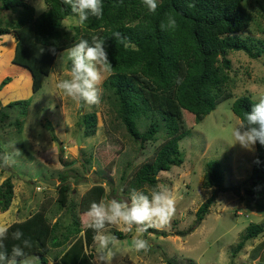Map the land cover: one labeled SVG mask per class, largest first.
Instances as JSON below:
<instances>
[{
    "label": "trees",
    "instance_id": "1",
    "mask_svg": "<svg viewBox=\"0 0 264 264\" xmlns=\"http://www.w3.org/2000/svg\"><path fill=\"white\" fill-rule=\"evenodd\" d=\"M246 1L158 0L157 11L150 13L141 0H102V18L90 16L82 25L83 34H78L69 43L59 44L63 38L60 28L65 19L73 16L62 0H46L48 10L39 16L27 0H0V38L10 35L16 42L12 64L31 73L33 94L43 87V77L52 73L61 51L81 39H87L90 43L93 38L105 41L112 70L103 87L110 93L108 100L116 120L143 149L161 141L154 147L150 159L141 162L128 181L122 177L126 182L121 188L122 192L129 193L132 189L147 192L159 183L160 172H170L173 167L184 164L180 143L195 126L234 96L228 89L232 66L230 53L245 52L252 59H259L264 54V29L262 39L252 41L241 38L243 33L251 31L254 23ZM169 15L175 18L176 26L162 30L161 24L166 22ZM116 32L121 34L120 40L114 38ZM125 42L128 47H125ZM52 48H55V54ZM67 70L70 72V62ZM178 79L182 83H177ZM11 81V77L6 78L0 85V130L6 127L4 124L8 114L4 110L9 108L17 110L19 115L8 126H15L18 132H22L32 100L14 101L3 106V90ZM256 102L245 96L233 103L232 111L242 124H246V113ZM97 122L95 112L83 116L82 125L87 129V135L95 132ZM141 122H146L147 126ZM142 127H146L144 131ZM256 149L252 185L261 188L264 183V146L257 144ZM98 156L103 165L111 170L115 157L108 159L106 152H98ZM208 168L206 187L226 192L228 189L223 186L222 164L212 161ZM68 179L69 176L61 175L59 207L50 213L53 217L44 207L8 227V239L4 244L9 252L14 244L19 243L11 238V234L17 230L31 241V248L25 249L26 256L38 254L41 264H49L48 256L53 249L65 247L63 257L58 256V261L56 256L54 260V264H64L65 258L74 252L83 237L87 247L93 245L94 232L88 226H83L81 215L93 201L104 199L107 189L103 183H96L76 204L69 201L72 190ZM106 184L114 185L112 180ZM246 194L254 193L249 191ZM215 197L209 198L197 211L198 226L210 213ZM13 198L14 184L9 177L0 186L1 213L9 209ZM68 208L69 223H64L62 216L53 222L61 211ZM263 233V224L249 226L241 242L233 249V257L249 241ZM159 234L169 236L165 232ZM114 236L118 239L125 237L122 232H115ZM73 241L76 242L71 243ZM89 255L92 260L93 255ZM165 263L174 264L168 259Z\"/></svg>",
    "mask_w": 264,
    "mask_h": 264
},
{
    "label": "rangeland",
    "instance_id": "2",
    "mask_svg": "<svg viewBox=\"0 0 264 264\" xmlns=\"http://www.w3.org/2000/svg\"><path fill=\"white\" fill-rule=\"evenodd\" d=\"M28 1L35 7L38 16L46 12L37 10L38 0ZM43 4L48 10L45 0ZM245 5L254 23L251 31L243 33L241 38L252 41L262 39L264 1L247 0ZM59 32L63 35L59 44H65L78 34H83L84 26L70 16L65 19ZM15 43L10 35L0 38V85L6 78H12L3 90L2 104L7 106L10 102L27 99L32 102L22 132H18L15 126H8L16 121L19 112L9 108L4 110L8 118L4 124L6 127L0 130V153H14L19 149V154L15 155V164L11 167L0 168V186L9 177L14 184L11 206L7 211L0 212V227L8 228L44 207L53 217L50 213L59 207L58 188L63 174L69 176L68 183L72 190L69 201L76 204L96 183H103L107 189L105 203L111 199H127L128 193L121 190L126 183L122 177L128 181L140 163L150 159L154 147L161 141L143 149L128 136L109 104L110 93L103 87L109 73L103 74L99 86L102 96L98 105L78 104L65 96L57 87L61 80L70 77L67 70L69 62L66 59L61 62L60 59L64 51L59 53L52 73L43 77V87L33 94L31 73L12 64ZM229 58L232 66L228 89L234 96L221 103L180 143L184 164L173 167L170 172L158 174V184L174 195L173 217L164 227L149 228L140 236L149 245L140 252L131 245L134 232L122 231V225L106 226V234L123 233L125 237L119 239L120 247L128 249L123 254L117 253L111 264H166L167 259L174 264H264V233L249 241L236 257L232 253L249 226L264 225V183L261 188L252 185L257 149L255 146L254 151H248L235 145L233 131L242 122L232 111L233 103L240 97L248 96L258 101L259 97L264 96V54L259 59H252L245 52H233ZM93 112L98 117L96 130L87 135V129L82 125L83 116ZM142 124L147 126L146 122ZM98 152L108 153V159L115 157L111 170L103 165ZM212 161L222 164L223 186L228 189L226 192L206 187L208 164ZM42 179L57 183L49 185ZM109 180L114 185H107ZM249 191L254 194L247 195ZM214 195L216 197L210 213L198 226L197 211ZM61 216L64 223H69V208L61 211L53 222ZM82 222L87 227V221ZM162 232L169 236L159 234ZM84 242L83 237L74 252L65 258L64 264H96L95 243L87 247ZM64 249H53L48 256L49 264L55 263L56 256L59 261L58 256L63 257ZM89 254L93 255L92 260ZM28 257L30 264L42 263L38 254Z\"/></svg>",
    "mask_w": 264,
    "mask_h": 264
},
{
    "label": "clouds",
    "instance_id": "3",
    "mask_svg": "<svg viewBox=\"0 0 264 264\" xmlns=\"http://www.w3.org/2000/svg\"><path fill=\"white\" fill-rule=\"evenodd\" d=\"M46 2V0H45ZM62 3L71 9L73 17L80 25H84L89 17L102 18V0H62ZM141 4L150 12L155 13L158 8V0H141ZM38 11H47L43 0H38ZM176 26V20L169 15L166 22L161 24L162 30L172 29ZM114 38L121 39L119 32L114 33ZM125 47L128 43L125 42ZM55 54V48L51 49ZM61 62L65 59L70 62V77L61 80L57 87L61 92L76 103L89 106L98 105L101 102L100 84L103 74L110 73L112 63L105 47V41L93 38L91 43L87 39H81L73 46L68 47L61 54ZM177 83H182L178 79ZM246 124H241L233 131L235 145L254 151L257 144L264 146V96L259 97L258 102L252 105L251 111L246 113ZM14 153H0V168L11 167L15 164ZM175 213V198L166 187L157 184L151 191L132 189L127 199L121 201L111 199L105 203L93 201L89 208L82 213V220L87 221L88 228L94 232L93 241L97 249L96 264H111L112 258L117 254L128 251L121 248V241L114 235L106 234V226L122 225V231L135 233L132 236L131 245L137 252L146 250L149 245L146 239L140 238L152 227H164ZM11 238L19 243L14 244L9 252L4 241L8 239V228L0 227V264H30V258L26 256L25 249L31 248L29 239L17 230L11 234Z\"/></svg>",
    "mask_w": 264,
    "mask_h": 264
},
{
    "label": "water",
    "instance_id": "4",
    "mask_svg": "<svg viewBox=\"0 0 264 264\" xmlns=\"http://www.w3.org/2000/svg\"><path fill=\"white\" fill-rule=\"evenodd\" d=\"M80 144H81V137H79V139H78V145H80ZM42 181L49 184V185H54L57 183V181H55V180L42 179Z\"/></svg>",
    "mask_w": 264,
    "mask_h": 264
},
{
    "label": "crops",
    "instance_id": "5",
    "mask_svg": "<svg viewBox=\"0 0 264 264\" xmlns=\"http://www.w3.org/2000/svg\"><path fill=\"white\" fill-rule=\"evenodd\" d=\"M28 1V0H27ZM36 1V0H35ZM29 2V1H28ZM30 3V2H29ZM31 4V3H30ZM16 44V43H15Z\"/></svg>",
    "mask_w": 264,
    "mask_h": 264
}]
</instances>
